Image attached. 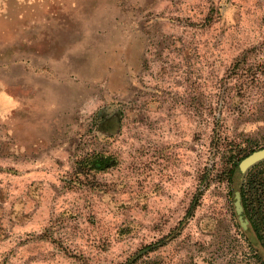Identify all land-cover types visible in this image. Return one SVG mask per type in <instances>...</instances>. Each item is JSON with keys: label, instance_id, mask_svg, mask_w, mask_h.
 I'll use <instances>...</instances> for the list:
<instances>
[{"label": "rangeland", "instance_id": "rangeland-1", "mask_svg": "<svg viewBox=\"0 0 264 264\" xmlns=\"http://www.w3.org/2000/svg\"><path fill=\"white\" fill-rule=\"evenodd\" d=\"M261 148L264 0H0V264H264Z\"/></svg>", "mask_w": 264, "mask_h": 264}, {"label": "trees", "instance_id": "trees-1", "mask_svg": "<svg viewBox=\"0 0 264 264\" xmlns=\"http://www.w3.org/2000/svg\"><path fill=\"white\" fill-rule=\"evenodd\" d=\"M256 78V75L254 76ZM250 153H244L242 149L236 150L229 155L226 161V168L224 169L225 179L233 182L235 176H241L244 173H248L253 170L258 164L264 163L261 161L255 165L249 167L244 173L239 170L240 163ZM110 158L102 155L90 156L87 158L86 164H89L91 168H103L106 166ZM261 171H257L251 174L247 184L240 185L236 192H240V204L243 208L242 215L245 221H247V229L253 227L257 231L260 240L264 244V177L260 174ZM247 185V190L246 186ZM248 191V193H247ZM236 202H237V194ZM242 223V222H241ZM243 225V223H242Z\"/></svg>", "mask_w": 264, "mask_h": 264}, {"label": "water", "instance_id": "water-1", "mask_svg": "<svg viewBox=\"0 0 264 264\" xmlns=\"http://www.w3.org/2000/svg\"><path fill=\"white\" fill-rule=\"evenodd\" d=\"M262 160H264V148L255 150L252 153H250L248 156H246L244 160L240 163L239 170L241 173H244L249 167L255 165L256 163ZM236 194H237V199H238L236 202V207L239 213V217L244 227H247L246 226L247 221L244 220L243 215H242L243 208L240 204V199H239L240 192L237 191Z\"/></svg>", "mask_w": 264, "mask_h": 264}, {"label": "flooded vegetation", "instance_id": "flooded-vegetation-1", "mask_svg": "<svg viewBox=\"0 0 264 264\" xmlns=\"http://www.w3.org/2000/svg\"><path fill=\"white\" fill-rule=\"evenodd\" d=\"M254 237H255V240H254V241L257 242V245L260 246V248H263V250H264V244L261 243L262 240H260L259 235L257 234L256 231H255V233H254Z\"/></svg>", "mask_w": 264, "mask_h": 264}]
</instances>
